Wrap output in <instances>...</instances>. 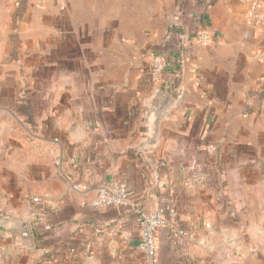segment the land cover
<instances>
[{
	"label": "crops",
	"instance_id": "0c3cea01",
	"mask_svg": "<svg viewBox=\"0 0 264 264\" xmlns=\"http://www.w3.org/2000/svg\"><path fill=\"white\" fill-rule=\"evenodd\" d=\"M251 2L0 0V219L28 223L34 243L0 232V264H143L150 210L164 219L154 264H264V7L250 18ZM163 53L157 89L175 103L146 159ZM118 182L130 202L96 205Z\"/></svg>",
	"mask_w": 264,
	"mask_h": 264
},
{
	"label": "built area",
	"instance_id": "2783aa9c",
	"mask_svg": "<svg viewBox=\"0 0 264 264\" xmlns=\"http://www.w3.org/2000/svg\"><path fill=\"white\" fill-rule=\"evenodd\" d=\"M13 1L16 2L18 0ZM263 7V0H252L249 17L258 18L256 13ZM197 39L200 42H207L209 37L206 34H199ZM165 40L168 44H172L175 50H181L185 43L186 36L184 34L182 35L178 29L173 28L166 35ZM168 61V56L164 53L154 55L149 61L150 82L155 89L158 88V85L161 82ZM72 188L76 191H84L86 189V187L81 184H75ZM129 202L130 200L127 185L123 182H118L99 188L96 205L122 207L127 205ZM32 203L40 205L42 200L38 197H34L32 199ZM139 222L140 242L138 249L142 255L143 264H154L157 256V243L155 235L157 230L164 224V219L157 210H150L147 213L140 215Z\"/></svg>",
	"mask_w": 264,
	"mask_h": 264
},
{
	"label": "water",
	"instance_id": "95a60500",
	"mask_svg": "<svg viewBox=\"0 0 264 264\" xmlns=\"http://www.w3.org/2000/svg\"><path fill=\"white\" fill-rule=\"evenodd\" d=\"M174 15L169 18L170 24L175 26ZM174 99L160 89H156L151 97L146 100L149 122L147 135L139 148L144 158H148L150 151L156 145L159 138L160 126L174 106ZM0 232L20 242L21 247L27 250L34 249L33 239L28 223L13 217L0 219Z\"/></svg>",
	"mask_w": 264,
	"mask_h": 264
}]
</instances>
